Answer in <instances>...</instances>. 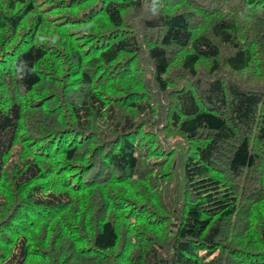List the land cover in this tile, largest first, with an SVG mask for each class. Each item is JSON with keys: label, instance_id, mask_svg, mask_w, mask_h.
<instances>
[{"label": "trees", "instance_id": "trees-1", "mask_svg": "<svg viewBox=\"0 0 264 264\" xmlns=\"http://www.w3.org/2000/svg\"><path fill=\"white\" fill-rule=\"evenodd\" d=\"M0 264H264V0H0Z\"/></svg>", "mask_w": 264, "mask_h": 264}, {"label": "clouds", "instance_id": "clouds-1", "mask_svg": "<svg viewBox=\"0 0 264 264\" xmlns=\"http://www.w3.org/2000/svg\"><path fill=\"white\" fill-rule=\"evenodd\" d=\"M154 2H155L156 7L158 9L160 6L161 0H154ZM247 12H248V9H245V12L241 13L242 19L246 18L245 13H247ZM41 42H44L43 37L41 38ZM52 44H55V42H53ZM13 69L15 70L17 77L19 79H23L26 75H30L33 72V69L28 67V62L23 60V59H19V58L17 59L16 62H14ZM24 69H27L26 73L24 72Z\"/></svg>", "mask_w": 264, "mask_h": 264}]
</instances>
